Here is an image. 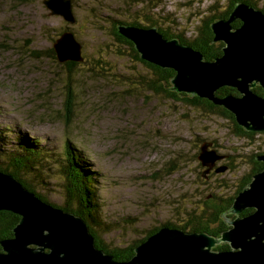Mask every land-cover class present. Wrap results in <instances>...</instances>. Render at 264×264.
Wrapping results in <instances>:
<instances>
[{
  "label": "rangeland",
  "instance_id": "rangeland-1",
  "mask_svg": "<svg viewBox=\"0 0 264 264\" xmlns=\"http://www.w3.org/2000/svg\"><path fill=\"white\" fill-rule=\"evenodd\" d=\"M72 1L75 24L49 15L43 0H0L3 156L18 146L19 137L39 140L52 151L54 157L41 173L42 187L35 188L50 204L60 206L65 201L64 179L54 160L67 140L73 142L89 158L91 169L101 174L102 227L95 231L113 248L146 241L163 224L183 225L188 212L203 208L211 194L236 198L255 166L254 157L264 153V134L238 136L235 123L224 116L150 91L143 78L150 80L153 72L112 30L114 24L117 30V25H131L125 23L147 25L149 16L163 30L192 40L201 18L222 15L234 0ZM250 1L264 14V0ZM235 22L239 30L243 22ZM65 31L81 43L85 58L71 70L49 57ZM258 86L251 88L254 95ZM238 94L234 97L244 96ZM201 145L217 148L223 156L206 175L197 157ZM0 166L6 167V160L0 158ZM221 166L227 168L222 173L216 171ZM105 225L111 231L104 232Z\"/></svg>",
  "mask_w": 264,
  "mask_h": 264
},
{
  "label": "water",
  "instance_id": "water-1",
  "mask_svg": "<svg viewBox=\"0 0 264 264\" xmlns=\"http://www.w3.org/2000/svg\"><path fill=\"white\" fill-rule=\"evenodd\" d=\"M43 4L49 15L76 23L71 0H43ZM237 18L243 22L239 30L232 25ZM117 27L133 43L141 60L175 72L169 90L206 99L229 111L244 131L264 134V14L260 9L237 3L228 18L211 24L214 42L225 44L223 55L213 61L178 38H165L158 26ZM53 48L61 63L84 61L82 45L71 31L62 33ZM257 84L263 95L252 93ZM223 87L234 88L244 96H218ZM222 158L201 146L198 159L207 167L205 175ZM256 158L264 162V153ZM226 169L221 166L216 171ZM248 209L253 212L241 216ZM1 211L17 214L20 219L12 229L13 237L0 242V264H264V170L253 176L223 214L237 218L224 217L229 229L221 237L163 226L135 247V255L128 261H118L100 250L81 216L43 201L2 170ZM220 243L236 251L218 253Z\"/></svg>",
  "mask_w": 264,
  "mask_h": 264
},
{
  "label": "trees",
  "instance_id": "trees-1",
  "mask_svg": "<svg viewBox=\"0 0 264 264\" xmlns=\"http://www.w3.org/2000/svg\"><path fill=\"white\" fill-rule=\"evenodd\" d=\"M242 1L256 6V4L252 3L250 0H234V2L228 6L226 12H224L222 15L206 16L201 18L200 25L197 29V35L192 40H188L180 34H172L167 30H163L159 26V23L156 20H152L149 16L146 18V22L148 23L147 25L138 21L125 24H131L142 28L158 26L160 32L163 33L165 38H178L181 43L190 45L195 50L202 52L207 61H213L223 55V47L225 46V44L224 42H214L215 34L211 29V24L216 20L228 18L230 13L234 9V6ZM153 7L156 8L157 4H155V6ZM232 25L237 28L240 23L234 22ZM112 30L117 40L130 48L134 58L144 64L153 72L150 80L147 81L146 78H143V84L150 91H154L157 94L165 93L174 100L184 102L187 105L192 106L193 108L202 107L208 112H213L224 116L225 118L235 123V129L238 136L253 138L256 134H259L244 131L235 122L234 116L221 106L214 105L210 101L203 98H198L197 96L193 97L189 94H180L175 91L169 90V88L171 87V79L175 76V72L172 69H162L158 66L141 60L133 43L117 33L115 24ZM62 33H60L58 36H60ZM49 57L55 60L57 59L53 47L50 48ZM65 64L69 67L70 70L77 65V63L75 62H66ZM254 90L257 94L263 95V90L260 86H258ZM238 93L239 92L234 88L223 87L217 92V95L240 96ZM68 97L71 98V94ZM66 110L69 114L71 113V105H68V103H66ZM69 122L70 116L67 118L65 124L68 125ZM17 145L18 146L12 149L11 152H6L8 154H4V156V152L0 150V158L2 160H6V167L4 166L1 168L0 166V170L11 174L13 177L23 183L29 190L34 192L40 199L48 202V200L37 191V189L35 188V184H39V186L42 187L41 185L43 183V180H40L42 178L41 173L45 170L43 166L48 163L51 158L54 157L52 151L45 148L39 142V140H31L22 137H19V142ZM201 146L199 148L200 151H198V155L201 152ZM54 161L56 166H59L60 174L64 179L62 187L65 194V201L60 206L54 204L53 206L62 208L64 211L72 212L76 215L81 216L86 221L91 233L95 237L96 245L99 249H102L106 253L112 255L118 261H128L132 259L135 255V247L145 241V238L133 243L130 246H127L125 249L117 247L113 248L103 242L101 237L96 232L97 228L101 229L102 227V202L100 200L101 198L99 197L101 174L96 173L91 169L89 165V158L79 148H77V146L73 142L67 140L61 156L56 158V160ZM254 164L255 166L253 167L251 174L244 178L243 184L238 189L236 195L240 191H242L245 186L248 185V183L252 181L253 175L264 170V162L258 161L256 158ZM204 168L206 169V167ZM24 176L29 177L30 180H26ZM234 199V197L223 199L211 194L207 196L205 200V206L203 208L198 209L197 212L195 209L192 210L193 212H188L190 214V217L183 225L176 226L167 223L161 226L178 228L182 229L185 232L191 233L207 232L219 238L221 237L223 232L229 229V226L227 225L223 214L232 206ZM251 212H253V210L248 209L244 213L248 214ZM19 219L20 216L12 212H0V242L3 239L13 237L12 229L18 223ZM104 228V232L111 231V228L107 225H105ZM157 229H159V227ZM217 248L223 250L230 249L227 244H220L217 246Z\"/></svg>",
  "mask_w": 264,
  "mask_h": 264
},
{
  "label": "bare ground",
  "instance_id": "bare-ground-1",
  "mask_svg": "<svg viewBox=\"0 0 264 264\" xmlns=\"http://www.w3.org/2000/svg\"><path fill=\"white\" fill-rule=\"evenodd\" d=\"M64 19V18H63ZM65 20V19H64ZM66 21V20H65ZM67 22V21H66ZM69 23V22H68ZM70 24V23H69ZM213 146V145H212ZM204 147H206V146H204ZM206 149H207V147H206ZM207 151L208 152H212V154L213 155H216V156H219L220 155V152L217 150V148H214V149H211V150H209V149H207ZM210 174V173H209ZM208 175V174H207ZM191 233V232H190ZM7 239H10V238H7ZM3 240H5V239H3ZM100 250H102V249H100ZM110 255V254H109Z\"/></svg>",
  "mask_w": 264,
  "mask_h": 264
},
{
  "label": "flooded vegetation",
  "instance_id": "flooded-vegetation-1",
  "mask_svg": "<svg viewBox=\"0 0 264 264\" xmlns=\"http://www.w3.org/2000/svg\"><path fill=\"white\" fill-rule=\"evenodd\" d=\"M235 28V27H234ZM84 57V56H83ZM84 61H85V58H84ZM236 90V89H235ZM181 94V93H180ZM182 94H185V93H182ZM257 94V93H256ZM259 95V94H258ZM194 97V96H193ZM199 98V97H198ZM218 166V163H216L215 167L210 171V173H212V171ZM207 198V197H206ZM247 214L243 213L241 214V216H246ZM228 218V217H227ZM229 218L231 220H233L235 217L232 215V216H229ZM0 251H2V248L0 247Z\"/></svg>",
  "mask_w": 264,
  "mask_h": 264
},
{
  "label": "clouds",
  "instance_id": "clouds-1",
  "mask_svg": "<svg viewBox=\"0 0 264 264\" xmlns=\"http://www.w3.org/2000/svg\"><path fill=\"white\" fill-rule=\"evenodd\" d=\"M73 6V5H72Z\"/></svg>",
  "mask_w": 264,
  "mask_h": 264
}]
</instances>
